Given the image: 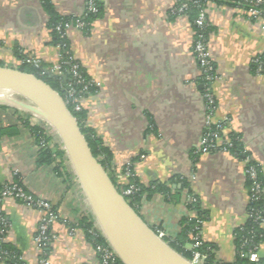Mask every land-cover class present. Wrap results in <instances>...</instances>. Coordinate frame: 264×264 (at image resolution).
Wrapping results in <instances>:
<instances>
[{
    "label": "crops",
    "instance_id": "obj_1",
    "mask_svg": "<svg viewBox=\"0 0 264 264\" xmlns=\"http://www.w3.org/2000/svg\"><path fill=\"white\" fill-rule=\"evenodd\" d=\"M49 1L63 22L87 13V0ZM178 2L96 0L100 15L66 31V51L93 82L84 122L110 151L114 172L130 163L131 177L140 185L161 182L168 188L167 194H144L136 214L155 233L162 231L164 241L176 239L181 222L198 223L197 235L213 248L215 260L232 262L235 230L249 214L248 165L260 173L264 209V68L253 66L264 53V16L208 2L207 48L217 76L213 121L226 119L223 134L237 136L243 156L230 150L194 155L203 129V85L192 49L193 24L186 12L176 10ZM48 23L41 0H0V65L20 70L31 65L25 62L29 55L40 62L39 73L57 66L62 48ZM59 76L63 89L69 74ZM32 126L41 129L39 119L0 107V188L14 182L52 205L57 218L47 250L50 264H99L87 237L93 224L86 197L72 185L62 159L38 163ZM0 211L7 221L4 242L19 252L22 264H38L34 237L42 210L8 196ZM261 226L264 231V222ZM192 242L184 244L191 259ZM257 252L264 261V239Z\"/></svg>",
    "mask_w": 264,
    "mask_h": 264
},
{
    "label": "built area",
    "instance_id": "obj_2",
    "mask_svg": "<svg viewBox=\"0 0 264 264\" xmlns=\"http://www.w3.org/2000/svg\"><path fill=\"white\" fill-rule=\"evenodd\" d=\"M240 3H243V6L241 7H243L249 15L264 16V0H240ZM207 4L208 1L201 2L200 0H192V5L197 10L196 18L194 20V24L197 27V30H194V41L192 49L193 54L199 64V70L203 85L202 97L205 106V112L203 116V129L200 139L193 150L194 154L210 151H227L231 146L230 138L225 137V135L223 134L226 119L214 122L212 116L215 109V99L212 92V84L217 76L213 68L210 52L207 48V40L204 35L206 28L209 27V23L206 19ZM190 5L191 4L189 0H179L176 10L178 12H185V10ZM87 12H97L96 0H87ZM72 25L78 28H83L86 25V22L81 17H75L72 20L69 19L56 24L53 29L56 31L60 38H65L66 31ZM62 46H64V44ZM254 61L257 62L259 68L264 65V62L260 60V57L256 58ZM25 62L30 63L35 67H40V62L29 55L25 57ZM64 65H67L69 81L64 83L66 94L65 98L63 99L66 105L69 104L75 111H79L84 107L85 102L90 95L89 88L93 86V82L85 76L79 62L75 61L70 55H68L66 58L62 56L60 63L55 67H49L46 72L60 75L63 73ZM76 85L81 87V92L83 94H76ZM39 122L41 124V133L40 135H38V146L50 147L52 149L53 158L62 159L64 161V164L68 165V171L72 185L83 193L81 185L70 166L69 158L66 154L65 148L60 141L56 131L51 126V124H49L45 120H39ZM56 150H60L62 154L58 155L56 153ZM244 172L245 175L251 180L250 194L248 199V203L249 205H251L252 202L258 200L261 197V184L259 183V181H257V170L253 165H248L244 169ZM114 175L116 176L117 181L123 185V188L119 192L123 195L124 198L125 195H130L132 192L137 190V186L135 185V183L129 181V177H131L132 175L130 163H126L124 166L116 168ZM8 196L18 197L25 201L27 204L34 205L42 210L43 214L39 220L34 240L36 249L40 254L38 258V264H50L48 256L44 255L43 247L46 245H50L51 241L56 237L55 233L52 231L51 226L57 218V213L54 211L52 205L48 201L44 199L35 200L31 195L27 194L24 189L17 183L8 182L3 185L0 190V203L3 198ZM85 200L89 219L93 224L92 231H96L97 233H99L106 241L105 244H96L94 246L96 252L99 255V264H108L111 261H115L118 258V255L104 236L97 220L95 219L91 211V208L89 207L86 198ZM248 218L258 220L261 224H263L264 222V216L261 211L255 209L252 206L249 208ZM198 222L201 221L199 220ZM6 230L7 221L5 217L0 213V242L4 241ZM157 234L158 237H163L162 231H158ZM192 240L193 259L202 263L206 256L205 254H201L198 249L202 246L203 242L197 234L193 235ZM246 242L247 240L245 239L242 245H244ZM258 247L259 246L254 245L252 250H250L248 254V258L252 262H258L260 260L257 252ZM4 254L5 253L3 251H0V259H2Z\"/></svg>",
    "mask_w": 264,
    "mask_h": 264
},
{
    "label": "water",
    "instance_id": "obj_3",
    "mask_svg": "<svg viewBox=\"0 0 264 264\" xmlns=\"http://www.w3.org/2000/svg\"><path fill=\"white\" fill-rule=\"evenodd\" d=\"M0 84L11 91L32 96L48 107L54 122L44 120L56 131L95 219L123 264H152L149 253L133 229L129 212L138 217L155 236L150 241L151 246H156L160 240L173 253L187 261L142 221L116 189L107 171L92 154L76 118L58 90L32 73L1 65Z\"/></svg>",
    "mask_w": 264,
    "mask_h": 264
},
{
    "label": "trees",
    "instance_id": "obj_4",
    "mask_svg": "<svg viewBox=\"0 0 264 264\" xmlns=\"http://www.w3.org/2000/svg\"><path fill=\"white\" fill-rule=\"evenodd\" d=\"M42 4L45 8V10L47 11V13L49 14V28L51 29L53 36H54V40L55 42L61 46L62 48V53H63V57L66 58L69 53L66 51V41L65 38H60L59 35L56 33V31L53 29V27L60 23L63 22L60 17L56 14V12L53 10L50 1L49 0H41ZM201 2H206V1H215L217 3H224V4H228L231 6H243V3H240V0H200ZM190 2V6L185 10V12L190 16V19L192 21L193 24V28L194 30H197V27L194 24V20L196 18V14H197V10L196 8L192 5V0H189ZM97 6V12L95 13H91V12H87L84 17L83 20L86 22V26L88 25V23L96 18L97 16L100 15V9H99V5L96 3ZM210 30V26L206 28L204 35L206 37V40L208 38V33ZM64 44V46H62ZM260 60H262L264 62V53L263 55L260 56ZM254 67H257V62L253 63ZM262 67L264 68V65H262ZM19 69L21 71H25L28 73H33L34 75L40 77L41 79H43L44 81H46L51 87H53L54 89L58 90L60 92V94L62 95L63 98H65V94H66V89L63 88L62 86L59 85L61 78L59 75L55 74V73H48V72H44V73H39V69H37V67H35L34 65H24L19 67ZM64 72L68 73L67 71V65H64ZM75 90H76V94H81V87L76 85L75 86ZM93 86H91L89 88V92H93ZM83 94V93H82ZM68 109L71 111V113L73 114V116L76 118L78 125L80 127L81 132L84 134L89 147L92 151V154L99 160V162L101 163L102 167H104V169L107 171V173L109 174L113 184L115 185L116 189L118 191H120L123 188V185L121 183H119L116 179V176L114 175V170L113 167L110 166L109 162L111 159V153L110 151L101 144L99 138L92 132V130L88 129L85 125L84 119H85V110L84 108H82L79 111H75L71 105H67ZM31 130L33 131L37 141H38V135H40L41 133V129L39 126H32ZM237 136L235 135H230V141H231V146L228 148V150L236 152L239 154V156H243V154H241V146H240V141L236 138ZM56 153L58 155H61L62 152L60 150H56ZM196 155V154H194ZM53 160V156H52V149L50 147H40L39 149V153H38V158L37 161L39 164L41 163H49ZM256 168V167H255ZM257 170V168H256ZM247 183L249 185V187L251 186V180L247 177ZM129 181L135 183V185L137 186V190H135L134 192H132L130 195H125V199L127 200V202L130 204V206L133 209H137V206L139 205V203L141 202V199L143 198L144 194L145 197H148L150 195L151 192L154 191H158L161 192L163 194H167L168 188L164 183H156V182H152L148 187H144L142 185H140L136 179L134 177H129ZM257 181H259L260 184H262V180L260 177V173L257 170ZM183 186L185 185V183L183 182L182 184ZM1 190V188H0ZM254 207L255 209H258L259 211H261V213L264 216V209H263V204H262V198L260 197L258 200L252 202L251 205H249L250 207ZM194 209L196 210L199 218H203L204 217L201 215L203 214L202 211L200 210V208L198 207V205L194 206ZM0 213L2 214V212L0 211ZM3 215V214H2ZM86 224H84L85 228H89L91 223L90 222H85ZM183 224V228L181 230V232L179 233V235L176 237V239L174 241H170L168 239H165V241H167V244L174 249L177 253H179L181 256H183L184 258L190 260L192 258V253L189 250H186L184 248V244L187 241H192V238L189 237L188 232L191 231L193 235L198 234L199 231V226L198 223H194V222H188V223H184L181 222ZM195 224L196 227H193ZM88 239L94 244H105L106 241L105 239L96 231H93V233H88L87 234ZM247 240V242L242 245L244 240ZM264 239V231L263 228L261 226V223H259L258 220H254L253 218H248L247 221L241 225L239 228H237L235 230V242H236V254H235V259L232 262H218L215 260L214 258V253H213V248L207 244H202L201 247H199V251L203 252L206 255L205 258V262L203 264H264V261L259 260L258 262H252L249 260L248 258V254L250 252V250H252L254 245L259 246L261 244V242ZM49 248V245H46L43 247V251H44V255L46 256L47 250ZM0 251H3L5 254L2 257V259H0V264H22L21 262V258L19 255V252L12 247L10 244L5 243L4 241L0 242ZM108 264H123L119 258H117L115 261H111Z\"/></svg>",
    "mask_w": 264,
    "mask_h": 264
},
{
    "label": "bare ground",
    "instance_id": "obj_5",
    "mask_svg": "<svg viewBox=\"0 0 264 264\" xmlns=\"http://www.w3.org/2000/svg\"><path fill=\"white\" fill-rule=\"evenodd\" d=\"M8 90H10L8 87L0 84V103H11V99H9L5 94V92ZM26 96L29 97L34 102V104L37 105V108H35L34 110L36 115L43 116V118L48 122H54L51 112L45 104L33 98L32 96ZM129 215L133 224V229L141 239L143 248L145 249V251H147V253H149L148 256L152 264H189L187 261L173 253V251H171L160 240L156 246H151L150 241L155 238V236H153V234L146 229V227L141 223L138 217L130 212Z\"/></svg>",
    "mask_w": 264,
    "mask_h": 264
},
{
    "label": "rangeland",
    "instance_id": "obj_6",
    "mask_svg": "<svg viewBox=\"0 0 264 264\" xmlns=\"http://www.w3.org/2000/svg\"><path fill=\"white\" fill-rule=\"evenodd\" d=\"M5 94L7 95V97L9 99H11L10 100L11 103H0V107L15 109V110L19 111L21 114H23L24 116L36 118L39 120H44L43 116L36 115L34 110H35V108H37V105L34 104V102L32 100H30L27 96L20 94V93H17V92H14V91H11V90L6 91ZM23 106H25V107H23ZM156 235L158 236L157 233H156ZM187 261L189 264H202L200 261H196L194 259H190V260L187 259Z\"/></svg>",
    "mask_w": 264,
    "mask_h": 264
}]
</instances>
